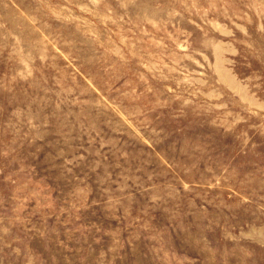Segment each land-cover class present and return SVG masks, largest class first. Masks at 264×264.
I'll return each instance as SVG.
<instances>
[{
    "label": "rangeland",
    "instance_id": "obj_1",
    "mask_svg": "<svg viewBox=\"0 0 264 264\" xmlns=\"http://www.w3.org/2000/svg\"><path fill=\"white\" fill-rule=\"evenodd\" d=\"M0 264H264V0H0Z\"/></svg>",
    "mask_w": 264,
    "mask_h": 264
}]
</instances>
